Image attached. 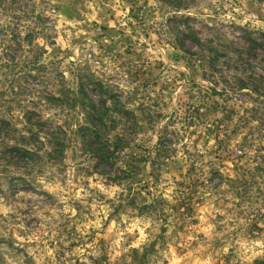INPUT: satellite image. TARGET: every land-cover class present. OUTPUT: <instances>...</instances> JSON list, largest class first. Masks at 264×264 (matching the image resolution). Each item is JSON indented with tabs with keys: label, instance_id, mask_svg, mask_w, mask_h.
<instances>
[{
	"label": "rangeland",
	"instance_id": "obj_1",
	"mask_svg": "<svg viewBox=\"0 0 264 264\" xmlns=\"http://www.w3.org/2000/svg\"><path fill=\"white\" fill-rule=\"evenodd\" d=\"M3 1L34 35L0 39V117L67 134L0 157V264H264V0ZM61 90L70 111L41 99ZM101 96L135 177L81 146Z\"/></svg>",
	"mask_w": 264,
	"mask_h": 264
},
{
	"label": "trees",
	"instance_id": "obj_2",
	"mask_svg": "<svg viewBox=\"0 0 264 264\" xmlns=\"http://www.w3.org/2000/svg\"><path fill=\"white\" fill-rule=\"evenodd\" d=\"M3 2V0H0V11L6 15L7 12H10L14 21L18 22L19 19L16 17L18 15H15V12L17 11H14V9L11 8L5 9ZM169 6L175 9L180 8L178 5L174 6L172 3H169ZM23 15L24 13H21L20 16ZM9 18H11V15H9ZM184 19L187 20L188 18L185 17ZM11 26L12 27L0 25V39L4 41H11L18 47H20L23 42L27 45L32 43L34 33L31 29H26L23 37H20V33H17L16 27H14V25ZM18 27L19 29L24 28L20 27V25L17 26V28ZM189 33L192 34L193 31L189 30ZM194 40L197 44H199L197 39ZM9 54H11V52H9ZM8 62L9 61H4L6 67H9V64H14L13 61L11 63ZM60 92H63V95ZM70 92L71 91L68 90L57 91V93L47 91L41 99L48 106L59 107L61 110L70 111L74 108L73 99H69L68 97ZM103 98L104 97L101 96L99 101L103 104V106L99 108L94 103L89 102L87 105L88 109L85 108L84 110L85 115L82 121L77 123L76 132L79 134V138L82 143L81 146L83 147V150L95 160L96 165L110 166L116 169L117 173H109L107 175L108 178H113V180L117 179L119 181L123 179L120 175L125 176V178L135 177L139 172L137 166L130 167L125 164L122 167L116 163L118 161L120 162L121 155L125 156L124 149L128 147L129 141L120 134L110 135V132H106L108 126L111 125L113 126L112 128H114L119 122V114L113 112L114 116L117 117V120L112 119L111 117L109 119V109H104L106 100ZM26 112L27 110H24L22 116L16 119L13 117H10L11 119H5L3 115L0 117V157L4 160V163L2 164L3 168L6 166H14L27 157L38 156L40 151L45 147L44 141H48V144L53 152H56V149L60 146L61 149L58 153H61L62 149L65 147V143H63V138H65L67 134L65 131H63V136H61V133L42 131L41 127L44 126V123H41V118L33 122L29 117H27ZM103 114L105 115L103 116ZM17 122L21 124V128L17 127ZM61 130L62 128H59V132H61ZM167 148H169V146H162L161 152H169L167 151ZM45 150L48 152V149ZM48 154L50 156L53 153L49 152ZM3 155L6 157H2ZM125 204H127L126 200L122 199L117 203L115 209H123ZM147 208V206L141 207L143 210ZM258 264L263 263L260 262Z\"/></svg>",
	"mask_w": 264,
	"mask_h": 264
}]
</instances>
